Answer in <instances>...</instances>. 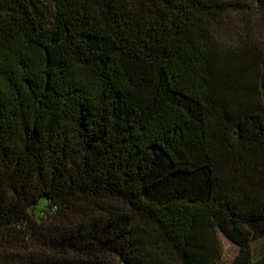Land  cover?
<instances>
[{
    "label": "trees",
    "instance_id": "16d2710c",
    "mask_svg": "<svg viewBox=\"0 0 264 264\" xmlns=\"http://www.w3.org/2000/svg\"><path fill=\"white\" fill-rule=\"evenodd\" d=\"M220 234L264 264V0H0V264H218Z\"/></svg>",
    "mask_w": 264,
    "mask_h": 264
},
{
    "label": "rangeland",
    "instance_id": "374dc122",
    "mask_svg": "<svg viewBox=\"0 0 264 264\" xmlns=\"http://www.w3.org/2000/svg\"><path fill=\"white\" fill-rule=\"evenodd\" d=\"M49 10L51 11L52 9L49 8ZM31 211L37 221H46L49 214L53 213L55 210L52 209L48 198L42 197L40 201L32 207ZM220 238L223 246V254L218 264H229L236 255L238 246L223 234H220ZM252 250L254 256L264 254V237L252 241Z\"/></svg>",
    "mask_w": 264,
    "mask_h": 264
}]
</instances>
